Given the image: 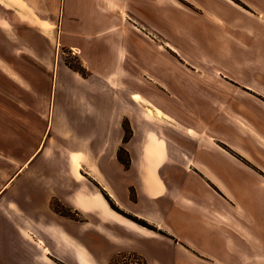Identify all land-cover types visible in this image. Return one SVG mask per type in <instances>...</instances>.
<instances>
[{
    "label": "crops",
    "instance_id": "0c3cea01",
    "mask_svg": "<svg viewBox=\"0 0 264 264\" xmlns=\"http://www.w3.org/2000/svg\"><path fill=\"white\" fill-rule=\"evenodd\" d=\"M6 1L12 6H0L31 29L35 42L54 41L91 74L69 93L66 83L77 73L55 72L62 101L56 100L49 120L41 119L44 137L23 171L0 191V264H173L178 258L180 264H264V112L233 104L232 115L244 119L234 122L218 102L206 100L200 104L206 130L191 125L186 130L196 131L188 134L150 133L157 148L148 162L140 148L144 138L123 143L127 101L110 83L126 70L119 61L152 59L155 46L175 51L160 30L196 45L217 31L213 43L228 50L216 59L263 61L264 0ZM161 7L169 20L162 22ZM176 15L206 28L196 37L179 32ZM185 46L183 55H208ZM0 71L24 86L2 58ZM86 82L96 97L88 113L80 100ZM132 99L158 109L139 94ZM30 123L19 124L27 132ZM120 146L130 153L128 168L117 158ZM104 194L154 229L112 209Z\"/></svg>",
    "mask_w": 264,
    "mask_h": 264
},
{
    "label": "rangeland",
    "instance_id": "374dc122",
    "mask_svg": "<svg viewBox=\"0 0 264 264\" xmlns=\"http://www.w3.org/2000/svg\"><path fill=\"white\" fill-rule=\"evenodd\" d=\"M0 2L6 6L11 5L6 0H0ZM16 8L24 15L23 9L18 6ZM160 14L162 22L169 20L166 8L161 7ZM178 20L177 27L179 29L177 30L195 37L200 30L206 28L203 25L199 27L195 24L190 27L187 18L178 16ZM10 23H12L11 27L9 26ZM39 28L43 33H49L44 26H39ZM160 31V35L172 42L174 52H178V54H174L164 45L159 48L155 46L156 53L152 59L119 61L118 66H125L126 70L123 69L118 77L110 81L114 93L122 94L123 99L127 101V115L122 121L123 143L129 141L132 136L137 140L140 137L146 140L149 138L148 133L157 132L163 136L170 132L188 134L186 127L190 128L191 125H196L198 133L205 131L206 127L202 117L204 119L206 115L201 114L200 104L206 100L218 102L219 111L225 114L227 119L231 118L234 122L244 121V119L232 115L233 104L236 107L241 106L242 110L246 106L259 109V113L264 112V60L216 59L218 53L228 50L225 43H213L217 42L216 38L220 35L217 31L208 38L212 42L203 39L200 40L202 43L199 42L198 45L185 44L175 32ZM197 40L198 38L195 41ZM185 45L194 48L196 51H204L208 55L203 58L201 56L197 58L183 55L182 51L184 47L186 48ZM40 53L43 54V58L46 56L48 59L43 61V58L39 57ZM171 54L177 58H182L183 61L179 60L181 64ZM0 58L13 68L25 82L22 86L6 78L0 71L1 191L9 187L10 178L23 171L20 168L33 155L41 139H43L45 124L41 119L49 120L52 106L56 100L62 101L60 92H58L61 84L57 83V92L56 88L54 89L56 70L61 68L73 75L72 72L75 71L69 68L73 67L81 72V74L75 72L77 73L76 79H69L66 83L69 93L75 90V87L78 89L80 77H89L91 70L86 68L71 51L61 48L54 41L48 42L38 39L35 42L31 36V29H26L23 23L15 20V16L8 9L1 6ZM110 69L109 67L107 71ZM74 83L76 86H73ZM82 89L84 91L80 95L84 107L82 109L88 113L90 111L89 102L95 103L96 101V97L91 96L94 87L90 82H86ZM133 94H139L147 99L161 112L169 116L172 121L158 115L148 105L134 101L132 99ZM113 96L116 98V95L113 94ZM262 116L264 117V114ZM26 121L32 122L29 124V131L27 132L19 124H24ZM37 121L38 123H36ZM173 121H177L181 126L175 125ZM8 132L13 135L8 136ZM241 134L245 136L246 132L243 130ZM11 137L16 143L12 148L9 147L8 143ZM140 148L144 152V145ZM159 149L156 152L161 154L163 150ZM10 152L14 156H9L8 153ZM117 154L127 162L126 168H128L131 159L130 153L123 146H120ZM149 166L152 168L151 164H148V168ZM55 206V209H59V205ZM114 206L124 214L130 215L115 204ZM180 263H183L180 258L173 260V264ZM161 264H164L162 260Z\"/></svg>",
    "mask_w": 264,
    "mask_h": 264
},
{
    "label": "trees",
    "instance_id": "16d2710c",
    "mask_svg": "<svg viewBox=\"0 0 264 264\" xmlns=\"http://www.w3.org/2000/svg\"><path fill=\"white\" fill-rule=\"evenodd\" d=\"M69 68L72 69L73 71L78 72L79 74H81V72H80L79 70H77L76 68H73V67H69ZM117 158H118V160H119V161H120L125 167L127 166V162H126L124 159H122V158L119 156V154H117ZM104 197H105L106 200L108 201L110 207H111L112 209H114L115 211H117V212H119L120 214L126 216L127 218L131 219L132 221L136 222V223L139 224V225H142V226L147 227V228H150V229H154L153 226L149 225V224H148L147 222H145L144 220L139 219V218H137V217H135V216H130V215H128V214H124L123 212L119 211V210L114 206V204L111 202L110 198H109L106 194H104ZM57 206H58V205H57ZM55 208H56V206L54 207V209H55ZM59 209H60V210H59ZM59 209H56V210L59 211L60 213L64 214V215H65V214H66V215H69V211L66 210L63 206L59 205Z\"/></svg>",
    "mask_w": 264,
    "mask_h": 264
},
{
    "label": "bare ground",
    "instance_id": "6f19581e",
    "mask_svg": "<svg viewBox=\"0 0 264 264\" xmlns=\"http://www.w3.org/2000/svg\"><path fill=\"white\" fill-rule=\"evenodd\" d=\"M140 101H142V102H144V103H146V104H148L145 100H143V99H141V98H138ZM151 107H153L152 105H150ZM150 107V108H151ZM154 108V107H153ZM154 111L158 114V115H160V116H162V117H164V118H166V119H168V120H171V119H169L168 118V116L167 115H165L163 112H161L160 110H158V109H156V108H154ZM188 133H192L190 130H188ZM149 135V138L151 137V134L150 133H148ZM149 138L148 139H146V140H144L145 142H144V157H145V159H147L148 160V162H151L152 160H153V158H154V151H155V149L157 148L156 146H154L153 144H151V142L149 141ZM150 186V185H149Z\"/></svg>",
    "mask_w": 264,
    "mask_h": 264
},
{
    "label": "flooded vegetation",
    "instance_id": "af4514ba",
    "mask_svg": "<svg viewBox=\"0 0 264 264\" xmlns=\"http://www.w3.org/2000/svg\"><path fill=\"white\" fill-rule=\"evenodd\" d=\"M173 52V51H172ZM174 54H176L175 52H173ZM174 54H171L173 57H174V59L178 62V63H180L179 62V60H181V61H183V59L182 58H177L176 56H174ZM177 55V54H176ZM181 64V63H180ZM223 77H225V76H223ZM194 90H196V89H194Z\"/></svg>",
    "mask_w": 264,
    "mask_h": 264
}]
</instances>
